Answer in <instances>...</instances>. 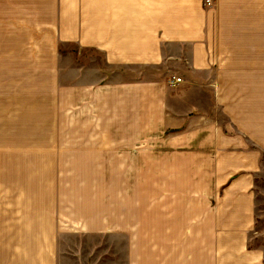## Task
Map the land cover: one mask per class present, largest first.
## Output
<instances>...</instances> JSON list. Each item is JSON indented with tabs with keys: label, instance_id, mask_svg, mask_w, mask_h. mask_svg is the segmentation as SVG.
<instances>
[{
	"label": "crops",
	"instance_id": "obj_1",
	"mask_svg": "<svg viewBox=\"0 0 264 264\" xmlns=\"http://www.w3.org/2000/svg\"><path fill=\"white\" fill-rule=\"evenodd\" d=\"M204 1L0 0V37L19 30L23 43H50L56 51L0 54V75L53 77L28 90H45L32 103L23 104L20 85L9 90L0 125L57 124L65 74L67 125L75 111L88 110L90 123L114 126L113 134H98L112 141L114 172L162 174L156 211L116 214L113 231L129 237L128 264H264V213L257 211L264 0ZM62 43L78 47L66 53L64 70ZM28 155L26 148L0 149V156ZM21 169L0 166L9 174L0 177V264H58L51 238L72 234L73 217L43 213ZM24 236L33 244L14 243Z\"/></svg>",
	"mask_w": 264,
	"mask_h": 264
},
{
	"label": "rangeland",
	"instance_id": "obj_2",
	"mask_svg": "<svg viewBox=\"0 0 264 264\" xmlns=\"http://www.w3.org/2000/svg\"><path fill=\"white\" fill-rule=\"evenodd\" d=\"M24 41L25 36L19 30H11L9 38L0 37V54L26 56L56 53L53 44H27ZM72 47L78 48L65 43L58 46L61 56L58 63L62 70L66 64V53H71ZM78 59L81 61L80 57ZM20 63L28 64V61ZM8 73L11 75V70ZM41 73L45 74L43 71ZM66 79L65 74L58 78V84L61 85L58 88V100L63 107L58 109L57 124L34 125L27 120L26 124L13 125L7 122L0 125V135L3 136L0 139V149L19 147L30 150V155L24 157L0 156V166L10 164L22 167L19 175L25 191L31 196L34 192L36 196H41L40 207L43 213L56 211L72 215L73 233L64 232L57 238H51V244L57 248L58 264H128L129 237L113 231L114 222L120 220L117 217L120 214L136 212L137 208L140 212H146L148 208L156 211L157 206H152V203L154 198L163 195L162 174L114 172L112 141L108 145L104 140L98 139L101 138L98 137L99 133L113 134L114 126L90 123L88 110H85L86 114L75 111L73 124L67 125L64 109ZM51 80L53 77L48 74L38 80L1 74L0 103L10 101L13 93L9 90L19 87L16 85H20L21 91L17 95L24 99L23 104L32 103V99L42 89L35 92L28 90H33V86L49 85ZM52 94L53 92H49L48 98ZM53 113L55 112L52 111ZM70 132L73 133V138L67 140L66 134ZM34 149L41 150V156H35ZM45 161L50 163L49 167L45 165ZM40 165L41 173L37 171ZM4 175L9 174L0 172V177ZM47 181L51 184L49 188ZM124 183H128L126 188H119ZM257 191V211L264 213V171L258 178ZM35 209H38V204ZM33 242L32 236L14 240V243ZM262 244L264 245V241Z\"/></svg>",
	"mask_w": 264,
	"mask_h": 264
},
{
	"label": "built area",
	"instance_id": "obj_3",
	"mask_svg": "<svg viewBox=\"0 0 264 264\" xmlns=\"http://www.w3.org/2000/svg\"><path fill=\"white\" fill-rule=\"evenodd\" d=\"M204 2L205 4L211 5L213 0H205ZM180 80H181L180 78L177 79V81H180Z\"/></svg>",
	"mask_w": 264,
	"mask_h": 264
}]
</instances>
